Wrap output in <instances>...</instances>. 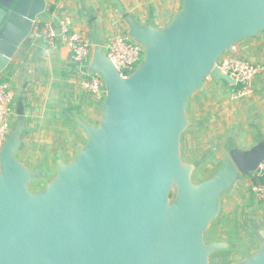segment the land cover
I'll use <instances>...</instances> for the list:
<instances>
[{
  "label": "water",
  "instance_id": "1",
  "mask_svg": "<svg viewBox=\"0 0 264 264\" xmlns=\"http://www.w3.org/2000/svg\"><path fill=\"white\" fill-rule=\"evenodd\" d=\"M46 0H0V74L33 28ZM130 40L144 59L122 77L103 45L93 47L88 73L106 94L97 125L76 123L86 143L72 161L56 157L55 171L19 159L26 108L19 101L0 147V264H210L233 250L206 241L223 198L260 173L264 136L228 151L213 175L195 183L202 158L182 157V136L197 126L187 107L208 78L228 85L219 61L232 47L264 32V0H182L165 28L141 25L123 11ZM44 183L40 192L30 186ZM174 193V196L172 194ZM261 245L230 264H264Z\"/></svg>",
  "mask_w": 264,
  "mask_h": 264
},
{
  "label": "crops",
  "instance_id": "2",
  "mask_svg": "<svg viewBox=\"0 0 264 264\" xmlns=\"http://www.w3.org/2000/svg\"><path fill=\"white\" fill-rule=\"evenodd\" d=\"M46 3V11L37 19L33 33L41 23L43 26L50 24L59 32V20L69 19L73 29L85 33L93 47H105L106 40L115 33L127 34L123 11L141 25L165 28L182 7V0H46ZM238 48L247 60L264 63V32L239 43ZM0 81H7L11 86L15 114L19 101L25 104L24 146L18 156L31 169L51 171L59 153L66 162L72 161L76 155L73 147L81 146L80 150L86 143L85 134L76 120L92 125L101 120L102 102L93 101L82 93L70 50L64 45L51 48L36 36L26 40L0 74ZM216 82L223 90L227 86L229 101L225 98L213 105L201 102L204 98L197 97L199 101H193L191 107L193 114L189 112V104L187 107L189 116L193 117L190 118L197 124L191 130L194 134L201 131L194 139L200 141L196 144L195 159L202 158L205 163L208 160L214 164L213 168L222 164L230 149L237 145L247 149L244 148L249 145L247 143L254 144L264 136V72L254 81L253 95L237 102L231 100L235 86ZM217 121L219 125L215 127ZM37 152L41 153V158H34L31 163L22 159V155L30 158ZM245 189L244 186L232 189L223 198L222 209L227 217L236 218L245 225V232L240 237H244L243 243L247 247L244 253L249 251L252 255L261 245L257 230L259 227L264 229V202L256 201Z\"/></svg>",
  "mask_w": 264,
  "mask_h": 264
},
{
  "label": "built area",
  "instance_id": "3",
  "mask_svg": "<svg viewBox=\"0 0 264 264\" xmlns=\"http://www.w3.org/2000/svg\"><path fill=\"white\" fill-rule=\"evenodd\" d=\"M35 36L49 47L64 45L70 50L71 60L78 74V86L82 93L93 101L102 102L106 90L98 75L88 73L93 45L82 31L74 30L69 19L59 20V32L46 24L35 30ZM105 51L117 67L122 77L131 75L144 59L143 47L130 40L126 33H115L105 43ZM219 66L225 75L235 81V90L231 100L234 102L248 99L254 93V81L264 72V63H254L244 58L238 45L225 53ZM209 79V78H208ZM14 94L7 81H0V147L6 139L14 120ZM257 177L258 180H254ZM248 192L258 202H264V162L260 165V173L247 180Z\"/></svg>",
  "mask_w": 264,
  "mask_h": 264
},
{
  "label": "rangeland",
  "instance_id": "4",
  "mask_svg": "<svg viewBox=\"0 0 264 264\" xmlns=\"http://www.w3.org/2000/svg\"><path fill=\"white\" fill-rule=\"evenodd\" d=\"M126 33V32H124ZM216 79H212L209 78L206 80L205 85L203 87V89L200 92H197L195 95H193L190 100H189V112H191L193 114V111H191V107L193 106V101H199V98L202 99L204 98V100H200L201 102H207V104H213L215 102H222L225 98L226 102L230 100V97H228V91L225 90L228 89L227 86H224V90L223 88L216 82ZM234 86V85H233ZM233 86H231L233 88ZM232 96V95H231ZM199 97V98H197ZM222 106V105H221ZM188 112V111H187ZM189 115V114H188ZM191 116V115H190ZM189 116V117H190ZM191 118H193L191 116ZM190 118V119H191ZM219 125V122L217 121L215 123V127H217ZM194 130L188 129L182 136V157L184 160L186 161H191L193 159H195L196 156V144L199 145L200 141H194L195 136L201 133V131H197L196 134L193 133ZM192 136V137H191ZM185 137V138H183ZM201 137V136H200ZM192 142V143H191ZM249 144L248 146L244 147V148H249L250 145H252L251 143H247ZM81 147V146H80ZM79 146L77 147H73L75 150V154L79 151ZM41 153L37 152L34 154H31L32 156H30V158H28L27 155H22V159L25 160L27 163H31L32 160L34 158H41ZM72 158V157H71ZM213 163H209L208 160L206 161L205 165L203 167H201L199 169V171H197V173L194 175L193 177V181L195 183L200 182L202 180H205L206 178H209L213 175V173L215 172V170L219 167L217 166L216 168H213ZM215 167V166H214ZM55 171V167H53L51 169V172ZM250 178V177H249ZM249 178H244L242 179L233 189H237L239 187H246L248 191V186H247V180ZM44 188V183H37V184H32L30 186V189L33 192H40L41 190H43ZM250 194V192H248ZM172 196H174V193L172 194ZM230 216V215H229ZM241 221H239L236 218L233 217H227L222 209L218 219L212 223L210 229L208 230V233L206 235V241L207 242H211L213 240H226L229 243H235L237 246H239V249L237 250V248L233 249V250H228V251H223V252H218L216 254H214L211 258H210V264H230L233 262H239L242 261L243 259H245L246 257H248L250 255L249 251H246L244 253V250H247L246 245L243 243V236L240 237L244 232H245V225L240 223ZM239 230L240 231L239 233ZM235 236H239L238 238H235ZM233 237L236 239L233 240Z\"/></svg>",
  "mask_w": 264,
  "mask_h": 264
},
{
  "label": "trees",
  "instance_id": "5",
  "mask_svg": "<svg viewBox=\"0 0 264 264\" xmlns=\"http://www.w3.org/2000/svg\"><path fill=\"white\" fill-rule=\"evenodd\" d=\"M39 27H40V28L43 27V24L41 23V24L39 25ZM35 184H37V183H35Z\"/></svg>",
  "mask_w": 264,
  "mask_h": 264
}]
</instances>
